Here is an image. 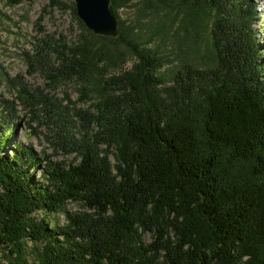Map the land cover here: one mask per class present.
Here are the masks:
<instances>
[{
  "label": "trees",
  "instance_id": "obj_1",
  "mask_svg": "<svg viewBox=\"0 0 264 264\" xmlns=\"http://www.w3.org/2000/svg\"><path fill=\"white\" fill-rule=\"evenodd\" d=\"M129 1L111 0L110 9L117 15ZM160 1L176 4L173 17L182 13L184 31L209 33L207 58L177 66L171 83L124 20L113 38L93 34L77 18L76 42L39 39L31 62L54 53L49 77L98 73L104 91L96 113L79 111L76 138L60 124L55 131L61 147L76 152L73 162L39 166L38 154L20 144L12 155L0 153V264H264V61L251 28L256 3ZM119 39L138 59L103 79L106 61L117 60L109 44ZM19 91L24 103L41 104L53 118L49 99ZM0 114L1 152L15 126L8 110ZM92 123L95 132L87 129ZM69 201L81 208L65 211ZM59 211L65 223H49Z\"/></svg>",
  "mask_w": 264,
  "mask_h": 264
},
{
  "label": "rangeland",
  "instance_id": "obj_2",
  "mask_svg": "<svg viewBox=\"0 0 264 264\" xmlns=\"http://www.w3.org/2000/svg\"><path fill=\"white\" fill-rule=\"evenodd\" d=\"M253 1L256 3V13L251 28L260 48V58L264 61V0ZM175 5L160 0H130L116 9L117 15L114 14L118 22L124 20V24L136 27L135 40L155 52V63L160 64L157 72L167 83L172 82V73L177 66L185 62L200 63L210 53L209 33L184 31L182 13L178 19L173 17L172 8ZM72 6L73 0H0V112L8 110L11 113L10 121L15 126V130L9 132L1 154L12 155V149L20 144L38 154L42 159L39 166L49 160L68 164L76 159L75 151L61 147L55 131L60 130V124L76 138L83 130L78 118L79 111L96 113L99 97L104 91L97 84L98 73L86 79L60 75L51 78L45 70L54 71L52 67L57 65L54 53L41 63L31 62L35 58V47L40 44L39 39L62 37L67 45L77 41L82 31L76 13L73 15ZM173 21H176L174 29L171 26ZM109 47L115 50L117 60L106 61V67L101 70L103 79L130 69L138 59L128 41L119 39ZM261 74L264 81V68ZM21 86L36 93L41 101L49 99L55 105L52 119L45 114L41 104H36L35 108L34 104L22 101V97H19ZM57 118L59 122L56 124ZM1 126L0 123V130L3 129ZM87 129L95 132L99 127L92 123ZM101 147L106 146L101 144ZM109 160L111 165L116 163L112 147L109 148ZM39 166L34 173L36 178ZM80 208L73 201L65 205V211ZM65 211L48 216L49 223L64 224ZM152 239L150 231L143 233L144 242Z\"/></svg>",
  "mask_w": 264,
  "mask_h": 264
},
{
  "label": "water",
  "instance_id": "obj_3",
  "mask_svg": "<svg viewBox=\"0 0 264 264\" xmlns=\"http://www.w3.org/2000/svg\"><path fill=\"white\" fill-rule=\"evenodd\" d=\"M75 13L95 35L116 37L119 23L110 9L111 0H73Z\"/></svg>",
  "mask_w": 264,
  "mask_h": 264
}]
</instances>
